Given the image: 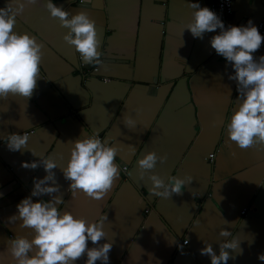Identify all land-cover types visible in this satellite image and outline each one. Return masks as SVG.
Instances as JSON below:
<instances>
[{"label": "crops", "instance_id": "crops-1", "mask_svg": "<svg viewBox=\"0 0 264 264\" xmlns=\"http://www.w3.org/2000/svg\"><path fill=\"white\" fill-rule=\"evenodd\" d=\"M7 2L16 6L0 0V7ZM188 2L54 0L70 14L83 10L95 21L99 64L82 62L63 39L68 28L49 14L45 0L26 3L17 15L14 30L35 36L42 55L31 96L0 98V264H14L12 235L31 239L32 229L9 217L30 195L34 178L46 174L42 165L22 162L45 156L57 162L59 190L51 195L63 197L62 209L90 221L106 216L105 238L113 242L107 264H211L200 249L208 242L218 254L219 241L227 239L219 235L222 228L239 239V250H228L227 264H264L257 259L264 252V144L240 148L227 137L224 125L237 96L235 81L228 79L233 69L211 48L214 32L201 39L184 29L193 11ZM263 17L264 0H234L230 24L251 18L258 26ZM261 54L264 41L256 51ZM124 116L134 125L126 126ZM22 131L26 145L10 150L7 134ZM92 131L117 147L119 174L101 199L83 192L73 196L60 169L71 141ZM149 150L165 159L148 172L165 180L190 178L181 192L160 197L150 190L149 174L141 175L137 164Z\"/></svg>", "mask_w": 264, "mask_h": 264}, {"label": "clouds", "instance_id": "clouds-1", "mask_svg": "<svg viewBox=\"0 0 264 264\" xmlns=\"http://www.w3.org/2000/svg\"><path fill=\"white\" fill-rule=\"evenodd\" d=\"M34 2L14 0L15 7L8 2L0 7V98L10 93L30 97L36 85L42 44L30 33L14 30L17 15L26 3ZM80 2L91 3V0ZM188 6L193 11L184 29H188L194 38L201 39L205 32H214L209 38L211 48L233 69L228 79L235 81L237 96L224 125L227 137L240 148L264 144V54L254 56L264 41V33L251 18L246 24L225 26L220 15L207 5L201 6L199 0H189ZM45 7L51 16L59 18L60 24L68 28L63 39L74 46L82 62L99 64L102 56L100 39L95 21L87 12L81 10L70 14L54 0H45ZM123 121L128 127L135 123L130 116H124ZM5 140L10 150H19L26 145L28 134L12 132ZM71 144L67 162L60 168L64 178L70 181L71 194L75 196L77 192H83L93 199L103 198L119 174L116 145L95 131L83 132ZM158 159L163 161L165 156H158L155 150L141 155L137 160L141 175L153 169ZM40 165L46 174L34 178L30 195L21 198L16 205L17 211L9 217L12 221L19 219L21 226L31 228L33 232L31 239L24 235L11 236L9 251L14 264H76L81 256L86 257L84 264H95L97 260L107 264L113 242L105 238L103 222L106 216L90 221L67 208L62 209L63 197L51 195L59 190L53 172L57 167L56 160L45 156L22 162L24 167ZM148 174L152 183L150 190L160 197L181 192L186 182L191 181L179 175L168 176L165 180L156 172ZM43 194H49L50 198L33 199ZM219 235L227 239L219 241L218 254L208 242H204L205 246L200 249L202 255L210 256L211 264H227L228 250H239L238 236H233L232 231L222 228ZM102 239L104 242L99 243ZM89 241L93 246H88ZM257 259L264 261V252L258 253Z\"/></svg>", "mask_w": 264, "mask_h": 264}, {"label": "built area", "instance_id": "built-area-1", "mask_svg": "<svg viewBox=\"0 0 264 264\" xmlns=\"http://www.w3.org/2000/svg\"><path fill=\"white\" fill-rule=\"evenodd\" d=\"M209 7L216 11L218 15H220L221 19L225 23V26H228L230 24V19L234 14V0H213L212 2H210ZM258 28L261 33H264V17L260 21ZM254 56H256V52L254 53ZM81 65H83V63H81ZM123 169L127 171L128 167L123 166ZM248 210L249 208L247 207L243 208L241 212L242 215H245ZM145 213L150 214L151 209L147 208Z\"/></svg>", "mask_w": 264, "mask_h": 264}]
</instances>
